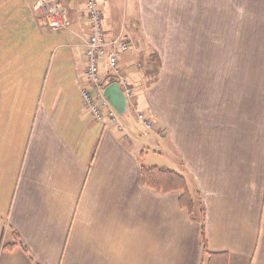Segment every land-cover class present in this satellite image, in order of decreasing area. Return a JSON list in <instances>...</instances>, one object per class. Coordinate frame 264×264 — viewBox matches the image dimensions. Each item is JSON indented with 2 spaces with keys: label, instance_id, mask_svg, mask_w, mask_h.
<instances>
[{
  "label": "crops",
  "instance_id": "1",
  "mask_svg": "<svg viewBox=\"0 0 264 264\" xmlns=\"http://www.w3.org/2000/svg\"><path fill=\"white\" fill-rule=\"evenodd\" d=\"M38 2L0 0V264H264V0H100L130 44L123 129L82 100L84 0H60L63 33ZM149 166L185 178L198 218Z\"/></svg>",
  "mask_w": 264,
  "mask_h": 264
},
{
  "label": "built area",
  "instance_id": "2",
  "mask_svg": "<svg viewBox=\"0 0 264 264\" xmlns=\"http://www.w3.org/2000/svg\"><path fill=\"white\" fill-rule=\"evenodd\" d=\"M84 5L86 19L89 24V33L85 38V52L88 59L86 74L90 88L98 93L101 104L103 103V106L108 107V118L99 114L95 107V99L89 88L81 91L82 100L97 121L109 120L115 123L119 129H123L119 121V115L104 95L105 87L99 82L98 71L99 60L105 58L110 70L115 72V76L118 78L116 82L122 89L124 96L129 99L132 96L133 86L124 73L118 72L117 66L119 57L130 51V44L127 38L123 36H118L112 40L106 39L103 14L98 0H84ZM37 8L49 31L63 33L69 29L71 21L66 15L60 0H39ZM136 116L147 130L152 129L153 123L149 116L142 112L137 113Z\"/></svg>",
  "mask_w": 264,
  "mask_h": 264
},
{
  "label": "trees",
  "instance_id": "3",
  "mask_svg": "<svg viewBox=\"0 0 264 264\" xmlns=\"http://www.w3.org/2000/svg\"><path fill=\"white\" fill-rule=\"evenodd\" d=\"M141 174L144 182L157 191L168 192L179 190L181 204L184 205L190 215L196 219L194 215V201L191 198L186 180L181 174L165 167L157 166L142 167ZM201 242L202 247L205 249L203 230ZM11 245L12 244H7L5 247L8 248ZM208 262L224 264V262L226 263V258L221 255H210Z\"/></svg>",
  "mask_w": 264,
  "mask_h": 264
},
{
  "label": "rangeland",
  "instance_id": "4",
  "mask_svg": "<svg viewBox=\"0 0 264 264\" xmlns=\"http://www.w3.org/2000/svg\"><path fill=\"white\" fill-rule=\"evenodd\" d=\"M99 1V4H100V0H98ZM119 61V60H118ZM99 66H100V60H99ZM109 68V67H108ZM144 68H145V66L143 67L142 66V70H144ZM138 69H139V67H138ZM141 69H139V70H141ZM117 70H118V72L120 73V72H122V73H124L120 68H119V65L117 66ZM108 74H109V76H108V78H105V79H103L102 78V76H100V72L98 71V76H99V82L105 87V85H106V82H107V79H109L110 77H112V79L111 80H113L114 82H116L117 80H118V78L115 76V72L112 70H110V68L108 69ZM125 74V73H124ZM126 75V74H125ZM126 78H127V80L130 82V80H129V78L127 77V75H126ZM117 83V82H116ZM131 83V82H130ZM89 89L91 90V92H92V96L94 97V99H95V107H96V109L98 110V112H99V114H102V116H104L105 118H108L107 117V112H108V107L107 106H103V103L101 104V101H100V99H99V95H98V93H96L95 92V90H93V88H90V85H89ZM132 94H133V92H132ZM98 95V96H97ZM92 114V113H91ZM94 117V116H93ZM95 119V118H94ZM187 183V182H186ZM196 198H198L197 196H196ZM193 200V199H192ZM195 202H197V200L195 201ZM194 211H195V216L198 218L199 216H200V213H199V211L197 212V208H196V205H195V203H194Z\"/></svg>",
  "mask_w": 264,
  "mask_h": 264
},
{
  "label": "water",
  "instance_id": "5",
  "mask_svg": "<svg viewBox=\"0 0 264 264\" xmlns=\"http://www.w3.org/2000/svg\"><path fill=\"white\" fill-rule=\"evenodd\" d=\"M112 89H110L109 91H111ZM118 92H119V95L116 96L115 98H112L107 91H104V95L106 97V99L109 101V103L111 104V106L115 109V111L118 113V114H122L125 109H126V97L123 96L124 94H122L120 88L118 87Z\"/></svg>",
  "mask_w": 264,
  "mask_h": 264
}]
</instances>
